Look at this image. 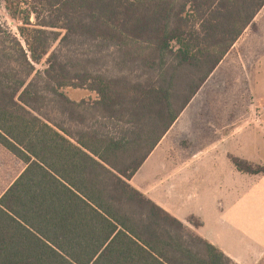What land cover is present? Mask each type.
I'll use <instances>...</instances> for the list:
<instances>
[{"label":"trees","instance_id":"1","mask_svg":"<svg viewBox=\"0 0 264 264\" xmlns=\"http://www.w3.org/2000/svg\"><path fill=\"white\" fill-rule=\"evenodd\" d=\"M3 1L0 145L25 169L0 197V264H236L130 182L264 0Z\"/></svg>","mask_w":264,"mask_h":264},{"label":"crops","instance_id":"2","mask_svg":"<svg viewBox=\"0 0 264 264\" xmlns=\"http://www.w3.org/2000/svg\"><path fill=\"white\" fill-rule=\"evenodd\" d=\"M257 102L264 104L263 98ZM186 110L130 184L177 220L183 223L190 217L199 220L202 226L194 231L236 264H263L264 174L239 172L230 157L264 167V114L251 116V120L241 123L238 130L221 140L211 134V144L204 150L174 152L168 138ZM227 145L225 152H218L219 147ZM207 150H211L208 169L195 168L204 160ZM201 152L204 153L196 157ZM153 158L165 162L147 169ZM24 169L25 164L0 145V197Z\"/></svg>","mask_w":264,"mask_h":264},{"label":"rangeland","instance_id":"3","mask_svg":"<svg viewBox=\"0 0 264 264\" xmlns=\"http://www.w3.org/2000/svg\"><path fill=\"white\" fill-rule=\"evenodd\" d=\"M4 5L0 0V22L15 33V23ZM64 92L74 101L96 98L85 89L67 88ZM259 98L264 100V10L185 109L183 118L168 138L173 143L171 150H204L211 144V134L221 140L233 133L241 123L251 120V116L262 114L258 107L264 104L257 102ZM226 148L229 145L219 147L218 152L223 153ZM207 152L195 168L208 169L211 150ZM161 162L165 161L153 158L147 169H155Z\"/></svg>","mask_w":264,"mask_h":264},{"label":"built area","instance_id":"4","mask_svg":"<svg viewBox=\"0 0 264 264\" xmlns=\"http://www.w3.org/2000/svg\"><path fill=\"white\" fill-rule=\"evenodd\" d=\"M258 111H259V113L264 114V105L259 106Z\"/></svg>","mask_w":264,"mask_h":264}]
</instances>
